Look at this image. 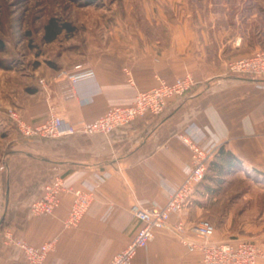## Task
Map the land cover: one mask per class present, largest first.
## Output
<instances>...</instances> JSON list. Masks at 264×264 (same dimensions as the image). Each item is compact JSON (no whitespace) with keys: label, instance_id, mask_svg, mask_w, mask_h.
<instances>
[{"label":"crops","instance_id":"0c3cea01","mask_svg":"<svg viewBox=\"0 0 264 264\" xmlns=\"http://www.w3.org/2000/svg\"><path fill=\"white\" fill-rule=\"evenodd\" d=\"M211 44L175 33L168 49L155 46L138 55L103 53L82 63L95 71L96 78L80 84L74 95L65 80L47 77H32L30 87L14 93L0 108V125L10 122L14 127L5 110L12 108L29 123L55 113L64 121V129L77 132L24 138L9 127L1 134L0 162H5L6 171L0 175V264H27L19 248L4 243L6 228L34 246L56 239L44 264H109L142 227L131 207L164 205L170 188L184 180L191 151L179 135L193 126L205 132L207 144L216 143L232 154L239 164L237 172L264 174V91L257 86L264 79L226 74L222 48L213 50ZM188 73L195 86L173 98L162 114L140 117L108 134L81 132L108 110L131 105L138 92L156 87L159 79L173 82ZM41 78L45 88L39 84ZM104 172L111 176L101 182L98 176ZM57 177L72 190L94 188V200L76 227L64 225L73 201L70 193L62 196L54 215L30 213L31 204ZM197 200L195 196L182 215L192 224L201 221ZM243 235L216 229L214 238ZM256 238L264 242V234ZM130 264H202V256L159 233L137 250Z\"/></svg>","mask_w":264,"mask_h":264},{"label":"rangeland","instance_id":"374dc122","mask_svg":"<svg viewBox=\"0 0 264 264\" xmlns=\"http://www.w3.org/2000/svg\"><path fill=\"white\" fill-rule=\"evenodd\" d=\"M51 18L73 31L45 43ZM175 33L212 41L211 49L222 48L224 63L254 53L264 49V0H0V108L30 87L32 77L61 80L60 73L98 54L168 49ZM9 127L18 133L7 122L0 136ZM196 196L200 219L220 232L255 239L264 234V183L257 174L208 180Z\"/></svg>","mask_w":264,"mask_h":264},{"label":"built area","instance_id":"2783aa9c","mask_svg":"<svg viewBox=\"0 0 264 264\" xmlns=\"http://www.w3.org/2000/svg\"><path fill=\"white\" fill-rule=\"evenodd\" d=\"M126 72L130 77L129 81L133 83L131 73L128 70ZM225 72L228 75L264 79V49L249 56L227 61ZM58 78L68 83L74 95L77 87L94 80L96 73L87 66L77 64L71 70L60 73ZM39 84L45 88V79H39ZM195 84V79L190 74L179 77L173 82L159 79L156 87L138 92L131 105L108 110L82 128L81 132L108 134L115 128L130 125L140 117L160 115L173 98L183 96ZM257 86L264 91V82L257 83ZM7 115L24 138L59 137L77 132L72 127L64 129L62 118L52 112L39 123L25 121L12 108L7 110ZM179 139L191 151L190 161L183 169L184 180L178 186L170 188L169 199L164 205L153 203L144 208L135 204L131 207L132 216L142 223V227L128 246L116 254L109 264H130L137 250L147 247L159 233L179 241L189 252L200 253L202 264H258L259 260H264V242L255 238L242 237L219 241L214 238L216 228L210 221L201 220L192 224L182 218L196 196L198 185L205 179L210 161L220 147L216 143L207 144V135L197 126L180 134ZM5 171L6 164L1 161L0 175ZM110 176L108 172H104L98 176V179L104 182ZM68 193L72 195L73 201L64 225L66 228L78 226L94 200V188L90 185L72 190L65 185L62 178L57 177L45 186L43 195L31 204L30 213L33 216L54 215L61 205L62 196ZM173 217L176 221H172ZM3 238L5 244L15 246L22 251L27 264H44L57 241L53 239L40 246H34L16 239L10 231H5Z\"/></svg>","mask_w":264,"mask_h":264},{"label":"trees","instance_id":"16d2710c","mask_svg":"<svg viewBox=\"0 0 264 264\" xmlns=\"http://www.w3.org/2000/svg\"><path fill=\"white\" fill-rule=\"evenodd\" d=\"M73 31V28L66 23H60L55 18H51L44 27L43 41L50 43L56 40V38L62 33V31ZM3 44L0 40V51L3 50ZM239 169V164L236 162L230 152L225 151L223 148H219L213 160L210 161L205 179L198 185V189L206 181L214 182V180L221 179L223 176L231 175ZM262 177L264 183V174H257ZM211 177V178H210Z\"/></svg>","mask_w":264,"mask_h":264}]
</instances>
